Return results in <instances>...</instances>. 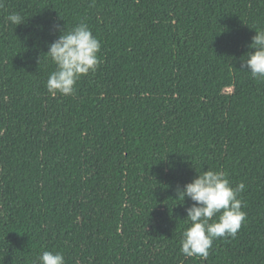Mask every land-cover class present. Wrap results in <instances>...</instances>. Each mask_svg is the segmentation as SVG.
Instances as JSON below:
<instances>
[{
  "label": "trees",
  "instance_id": "16d2710c",
  "mask_svg": "<svg viewBox=\"0 0 264 264\" xmlns=\"http://www.w3.org/2000/svg\"><path fill=\"white\" fill-rule=\"evenodd\" d=\"M81 22L100 63L53 97L43 55ZM257 29L264 0H3L0 264H264V80L242 68ZM206 170L243 182L246 220L186 257L178 190Z\"/></svg>",
  "mask_w": 264,
  "mask_h": 264
},
{
  "label": "clouds",
  "instance_id": "9594fccd",
  "mask_svg": "<svg viewBox=\"0 0 264 264\" xmlns=\"http://www.w3.org/2000/svg\"><path fill=\"white\" fill-rule=\"evenodd\" d=\"M3 0H0V7ZM7 22L18 26L24 23L19 13L7 16ZM251 38L249 51L245 54L242 68L252 78L264 80V29H257ZM100 41L86 23H79L70 30H63L54 42L48 45L43 55L54 66L46 82L47 92L55 97L75 93L77 81L95 72L99 63ZM245 189L243 182L233 187L223 170H206L198 173L190 183L178 190V197L188 198L193 203L186 209L190 226L181 234L180 252L186 257H207L213 241L218 238L235 237L246 213L239 194ZM35 264H66L61 252L44 250Z\"/></svg>",
  "mask_w": 264,
  "mask_h": 264
},
{
  "label": "rangeland",
  "instance_id": "374dc122",
  "mask_svg": "<svg viewBox=\"0 0 264 264\" xmlns=\"http://www.w3.org/2000/svg\"><path fill=\"white\" fill-rule=\"evenodd\" d=\"M225 92H228V93H230V92H231V90H230V89H227V90H225Z\"/></svg>",
  "mask_w": 264,
  "mask_h": 264
}]
</instances>
